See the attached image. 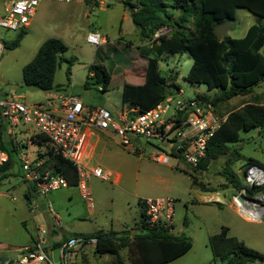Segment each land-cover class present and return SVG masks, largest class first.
<instances>
[{
  "label": "rangeland",
  "instance_id": "1",
  "mask_svg": "<svg viewBox=\"0 0 264 264\" xmlns=\"http://www.w3.org/2000/svg\"><path fill=\"white\" fill-rule=\"evenodd\" d=\"M93 1H45L39 4L19 45L11 48L5 44L0 59V96L12 92L9 90L10 85H17L20 88L15 91L23 97L24 102L45 100L48 91L24 85L23 68L47 38L56 37L62 40L68 50L55 72L54 83L58 88L53 91L68 90L89 107H105L114 112L123 110L124 86L144 81L147 58L141 54V48L157 41L142 40L140 29L130 16L132 9L123 0ZM177 17L176 11L173 13V20ZM232 23L234 29L229 30L228 35L241 38L251 25H264V17L237 7ZM188 26L193 25L189 23ZM92 30L99 31L106 42L100 46L88 43L86 37ZM172 30L173 27L167 26L159 31L170 35ZM18 33L19 30L1 28L0 38L4 43L10 42L17 38ZM261 51L264 53V46ZM70 57L76 59L68 74L67 58ZM92 63H103L110 71L112 78L106 91H102L99 84L88 78ZM192 64L193 57L187 49L163 55L159 59V69L163 75L172 78L177 76L175 83L180 89L173 96L189 101L198 95L211 97L218 93V88L210 90L205 83L185 79ZM86 81L90 82L88 86H85ZM263 91L264 83L254 90L259 93ZM254 92L236 95L222 102L220 111L226 113L241 101L252 100ZM171 112L170 110L168 114ZM23 128L25 131H21ZM28 129L30 132H27ZM12 131H15L19 140L27 141L21 147L15 145L12 151L14 157L18 158V154L27 149L31 156H37L38 151H45L44 142H33L32 133L38 131L31 125L22 121L15 126L4 125L3 135L6 139H10ZM114 140L118 143L113 142V149L103 159L115 172L121 174V178L116 181L115 173L111 180L89 176L87 192L92 205L89 204V199L82 196L77 184H69L47 195L38 196V201L45 205V209L37 208L31 212L22 194L25 187H30L33 183L24 179L22 174H16L14 169L12 173L15 175L0 181V256L7 254L10 247H16L20 255L25 253V246L33 245L36 229L39 227L46 230L50 242L56 239V235L52 233L54 228L60 231L59 241L62 240V235L91 233L99 229L116 230L133 236L141 230L140 200L148 196L172 198L175 211L174 232L183 233L192 240V248L187 253L164 264H221L213 256L209 238L219 233L222 227H228L230 235L264 254V216L259 221H253L239 212L232 198L237 190L227 178L228 173L232 172L242 182H246V160L254 157L264 162V129L242 130L240 140L229 144L228 153L212 162L205 170H196L181 158L173 156H170L168 163L155 160V155L168 152L166 144L140 140L138 144L143 149L135 152L121 145L119 138L115 137ZM6 147L9 148L7 144ZM193 177H196L197 184L193 183ZM201 187L211 191L205 192ZM216 191L224 199L223 202L201 199L199 196L211 195V192ZM51 211L59 215V225L55 224ZM120 255L124 264H131L129 247L121 248ZM88 261V264H115L116 256L91 255ZM250 264H264V260L258 259Z\"/></svg>",
  "mask_w": 264,
  "mask_h": 264
},
{
  "label": "trees",
  "instance_id": "2",
  "mask_svg": "<svg viewBox=\"0 0 264 264\" xmlns=\"http://www.w3.org/2000/svg\"><path fill=\"white\" fill-rule=\"evenodd\" d=\"M123 2L131 7L130 16L133 23L139 27L142 40H151L163 27H173L170 35L163 34L155 44L141 48V54L147 58L144 81L140 84L124 86L122 90L124 108L135 106L142 112L155 107L179 91L180 88L175 83L177 76L172 78L163 75L159 69V59L163 55H171L187 49L193 57V64L185 79L205 83L210 90L220 89L211 97L198 95L196 98L211 102L216 112L225 117L209 139L205 156L194 168L205 170L212 162L227 154L230 149L229 144L240 140L242 130L264 129V91L226 113L220 111L222 102L236 95L251 94L256 87L264 83V53L261 51L264 46V25H251L241 38H233L228 33L219 38L215 33L217 24L234 20L237 7L246 8L264 17V0H123ZM176 11L178 17L173 20V13ZM189 23L193 26L189 27ZM24 34L25 29L19 30L17 38L5 42L6 46L17 47ZM67 50L68 47L61 39L47 38L33 59L23 68L24 85L44 91L57 89L58 86L54 83L55 72ZM75 59V57L67 58L68 74ZM89 71L92 74H89L88 78L99 84L102 91H106L112 77L105 64L92 63ZM89 83L86 81L85 86ZM4 125L6 123L1 120L0 148L9 153V160L0 165V181L12 174L15 175L12 173L13 167L20 166L18 159L12 155L15 149L12 138L6 139L3 135ZM31 138L33 142L39 144L47 142V137L41 134L33 135ZM38 154L40 157H45V166L53 167L55 174L66 177L69 184H78V170L72 161L52 151ZM252 165L264 168V162L250 157L244 164V174ZM227 178L237 191L246 187L250 194L264 193V185L251 189L236 173H228ZM193 183L197 184L196 177H193ZM201 189L205 192L211 191L202 187ZM33 197H36L34 185L24 193L27 204ZM76 235L95 238L94 252L98 255H115V264H124L120 255V249L124 247H129L131 264L168 263L192 248L191 238L183 233L177 234L159 225L149 226L143 207L141 230L133 236L116 230L99 229L91 233L75 232L65 235L64 241ZM209 245L214 258L221 264H250L258 259L264 260L262 252L230 235L228 227H222L219 233L212 235L209 238ZM2 263L0 261V264Z\"/></svg>",
  "mask_w": 264,
  "mask_h": 264
},
{
  "label": "built area",
  "instance_id": "3",
  "mask_svg": "<svg viewBox=\"0 0 264 264\" xmlns=\"http://www.w3.org/2000/svg\"><path fill=\"white\" fill-rule=\"evenodd\" d=\"M72 0H11L0 7V29L21 30L31 22L36 8L41 2ZM163 35L157 31L151 42L158 41ZM88 43L100 46L105 38L97 30L87 34ZM5 47L4 40L0 38V59ZM23 97L12 91L6 96H0V121L12 126L21 121L37 129V133L47 137L45 151L66 158L76 165L79 181L78 186L82 196L89 199L87 180L92 174L103 180H111L112 175L101 167L87 169L83 163V145L85 142V126H94L102 130H110L118 136L120 144L132 151L139 152L143 148L138 145L140 140L155 141L166 144L168 152L155 155L154 159L168 163L170 156L181 158L192 167H197L205 156L209 139L213 136L225 117L219 115L215 106L203 99L193 98L189 101L169 96L155 107L139 111L137 107L130 106L118 113H113L105 107H89L82 100L71 93H51L44 101L26 103ZM172 111L168 114L169 111ZM175 129L174 134H169ZM29 131V129H28ZM30 132V131H29ZM13 145L22 146L26 140H19L15 131L11 132ZM44 151V152H45ZM45 158V157H44ZM43 157H33L27 149L18 154L20 170L24 179L32 182L36 188V197L28 201L31 212L40 208L38 196L47 195L62 187H67L69 181L61 174H55L51 168L44 165ZM9 153L0 148V165L7 163ZM246 185L251 189L264 185V168L258 165L250 166L244 174ZM243 196V200H239ZM239 212L245 218L259 221L264 216V193H248L246 187L232 195ZM216 201L223 202L221 198ZM140 204L145 209L149 226H163L174 232V200L168 197H144ZM243 205V206H242ZM244 205L250 211L249 216L244 214ZM52 212V211H51ZM55 224H60V217L52 212ZM96 239L84 235L70 237L60 242L59 263L74 264L77 254L86 247H95ZM49 241L44 228L36 229L33 245L26 247L22 255L18 253L16 264H56L52 259V249L56 247Z\"/></svg>",
  "mask_w": 264,
  "mask_h": 264
},
{
  "label": "crops",
  "instance_id": "4",
  "mask_svg": "<svg viewBox=\"0 0 264 264\" xmlns=\"http://www.w3.org/2000/svg\"><path fill=\"white\" fill-rule=\"evenodd\" d=\"M11 0H0V3L1 5H4L6 3H9ZM79 1V0H77ZM93 2H99V0H94ZM102 3V1H100ZM105 42H106V39H105ZM90 75L92 74L91 72L89 73ZM15 91V90H13ZM16 92V91H15ZM17 93V92H16ZM51 93H57V92H54V91H48V93L46 94V97L51 94ZM62 93H70V91L66 90L65 92H62ZM254 96L257 95L259 92H254ZM18 94V93H17ZM19 95V94H18ZM21 96V95H20ZM246 101L243 100L241 101L236 107H239L241 105H243ZM113 113H118V112H114L112 111ZM120 112V111H119ZM19 124V123H18ZM17 124V125H18ZM21 131H25V129H21ZM28 132V130H27ZM26 132V133H27ZM84 133H85V142H84V145H83V154H84V157H83V165L91 170L95 167H101L103 168L104 170L108 171L112 176L114 175V173L116 174V181H118L120 178H121V174L120 173H117L115 172V170L113 169V167L107 163L103 157L108 154V152L113 149V142L114 143H118L117 140H114L115 137L118 138L117 135H115L112 131L110 130H102V129H99L97 127H94V126H85L84 128ZM120 142V140H119ZM139 145V144H138ZM140 146V145H139ZM39 152H44L43 150L41 151H38ZM37 156H39V154H37ZM33 157H36V156H33ZM40 157V156H39ZM44 158V157H43ZM45 159V158H44ZM45 165V164H44ZM48 166V165H46ZM49 168H51L53 170V167L51 166H48ZM14 169V172L15 173H20L22 174L21 170H20V166L18 165H15L13 167ZM92 175V174H91ZM90 175V176H91ZM89 178V177H88ZM29 187H25V190L23 191V198H24V193L25 191L28 189ZM207 192V191H206ZM217 192V191H216ZM213 193L211 192L212 194L211 195H204V194H199V196L201 197V199H207V200H211V201H216L218 200L219 198H221L223 201L224 199L217 193ZM211 197V198H210ZM25 199V198H24ZM26 202V200H25ZM27 204V202H26ZM44 204L41 203L40 205V208L41 209H45V205L43 207ZM140 206V205H139ZM140 212H141V207H140ZM108 231V230H107ZM52 233L54 235H56V239H53L52 240V243H54L55 245H58L60 242H59V235H60V231L56 228H54L52 230ZM78 233H83V232H78ZM26 248V246H25ZM16 247L15 248H9V252H12V251H16ZM8 252V253H9ZM7 253V254H8ZM5 254V255H7ZM3 255V256H5ZM93 256V257H96L98 256V254H96L94 252V246L93 245H90L88 247H86L85 249H82V251H80L75 260H74V264H88V258L90 256ZM100 256V255H99ZM2 264H16L15 263V260L13 261H9V262H4Z\"/></svg>",
  "mask_w": 264,
  "mask_h": 264
},
{
  "label": "water",
  "instance_id": "5",
  "mask_svg": "<svg viewBox=\"0 0 264 264\" xmlns=\"http://www.w3.org/2000/svg\"><path fill=\"white\" fill-rule=\"evenodd\" d=\"M131 9V7H130ZM234 29V25L231 21H226L224 23H220L217 24L215 27V33L217 34V36L219 38L224 37L229 30ZM20 87L17 85H10L9 86V90L13 91V90H18ZM175 129H173V131L169 134V138L172 137V135L174 134ZM258 141H260V138L258 139ZM239 200L242 201L243 200V196H239ZM44 207V205H43ZM59 250L60 247L59 245H57L56 247H54L52 249L51 255H52V259L56 262V264H60L59 263ZM18 257V251H12L9 252L7 255L5 256H0V261L1 262H9V261H13L16 260Z\"/></svg>",
  "mask_w": 264,
  "mask_h": 264
},
{
  "label": "bare ground",
  "instance_id": "6",
  "mask_svg": "<svg viewBox=\"0 0 264 264\" xmlns=\"http://www.w3.org/2000/svg\"><path fill=\"white\" fill-rule=\"evenodd\" d=\"M210 198H211V197H210ZM242 206H243V205H242ZM263 209H264V206H263ZM242 210H243L244 214H246L247 216H249L250 211H249V209L247 208L246 205H244V207L242 208Z\"/></svg>",
  "mask_w": 264,
  "mask_h": 264
},
{
  "label": "flooded vegetation",
  "instance_id": "7",
  "mask_svg": "<svg viewBox=\"0 0 264 264\" xmlns=\"http://www.w3.org/2000/svg\"><path fill=\"white\" fill-rule=\"evenodd\" d=\"M60 235H61V234H60ZM64 237H65V235H62V236L60 237V239H62V240H60L59 242L64 241Z\"/></svg>",
  "mask_w": 264,
  "mask_h": 264
}]
</instances>
